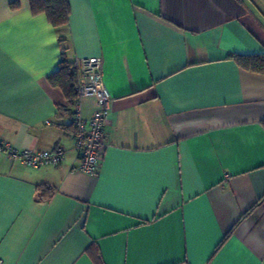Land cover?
<instances>
[{"label":"crops","instance_id":"0c3cea01","mask_svg":"<svg viewBox=\"0 0 264 264\" xmlns=\"http://www.w3.org/2000/svg\"><path fill=\"white\" fill-rule=\"evenodd\" d=\"M68 2L54 28L0 0V138L64 148L39 169L0 152L2 264H264V74L227 58L264 54V0ZM94 56L111 103L88 175L48 76Z\"/></svg>","mask_w":264,"mask_h":264},{"label":"built area","instance_id":"2783aa9c","mask_svg":"<svg viewBox=\"0 0 264 264\" xmlns=\"http://www.w3.org/2000/svg\"><path fill=\"white\" fill-rule=\"evenodd\" d=\"M73 63L77 74L76 98L72 104L73 145L79 159L75 170L95 175L106 148L104 129L108 124L111 98L102 81L101 57H78ZM84 98H92L95 104L94 112L88 119L81 115L79 108L80 101ZM0 152L11 160H19L22 164L36 169L48 165L58 166L64 159L62 146L53 150H19L1 138Z\"/></svg>","mask_w":264,"mask_h":264},{"label":"trees","instance_id":"16d2710c","mask_svg":"<svg viewBox=\"0 0 264 264\" xmlns=\"http://www.w3.org/2000/svg\"><path fill=\"white\" fill-rule=\"evenodd\" d=\"M28 2L31 13L33 15L43 14L52 27L59 28L67 25L70 14L68 0H28ZM227 58L233 59V61L244 70L264 74V54H230ZM48 81L52 86H57L61 89L68 106H72L76 98L75 85L77 83V74L74 63H69L63 59L59 63L57 71L48 76ZM36 191L40 198H47L50 195L49 189L42 186L37 187ZM243 216H241V218ZM231 231L225 238L231 234Z\"/></svg>","mask_w":264,"mask_h":264}]
</instances>
